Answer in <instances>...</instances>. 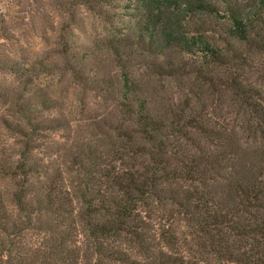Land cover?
Masks as SVG:
<instances>
[{"label": "trees", "instance_id": "16d2710c", "mask_svg": "<svg viewBox=\"0 0 264 264\" xmlns=\"http://www.w3.org/2000/svg\"><path fill=\"white\" fill-rule=\"evenodd\" d=\"M119 1L141 17L103 47L116 69L61 37L42 69L0 53V264H264V0L56 7ZM9 22L0 7L3 41ZM40 74L101 103L88 138Z\"/></svg>", "mask_w": 264, "mask_h": 264}, {"label": "rangeland", "instance_id": "374dc122", "mask_svg": "<svg viewBox=\"0 0 264 264\" xmlns=\"http://www.w3.org/2000/svg\"><path fill=\"white\" fill-rule=\"evenodd\" d=\"M56 1L0 0V7L10 17L11 30L9 41L0 39V53L9 54L14 58L17 57L18 61L25 58L27 63H34L35 69H42L41 64L44 65L48 61L45 57L49 58L52 52L56 51L55 43L61 37L65 39V42L70 43L72 51H80V49L92 51L94 49L96 61L100 62L103 69H116L114 63L110 64L108 62L109 58H107L103 47L109 39L118 41V39L134 32L141 17L140 13H136L130 3L119 1L103 7L102 15H106L107 18L97 16L96 12L85 7L76 6L73 20L64 10L56 7ZM203 20L210 29H218V26L226 25V19L214 20L213 17H207ZM212 34L216 36L215 33ZM93 67L95 68V65ZM39 82L42 85L48 84L54 91H59L61 97L71 103L66 106V110H70L73 119V127H71L73 136L71 135V137L77 139L88 138V133L82 131H84L86 119L89 117L94 118V114L89 111L90 107L94 108L95 114H102L99 110L102 108L101 103L92 95H85L82 98L84 103L88 104L85 105L86 108L82 107L84 103L80 101L78 93L67 87L65 79L60 76L53 79V77L40 74ZM261 89L264 88L261 87ZM94 103L96 104L94 105ZM83 108L84 113L79 115L78 113ZM65 136V132L45 135L43 138L44 144L41 147L44 151L36 152L37 159L49 160L48 151L51 149L54 153L60 145L65 143L63 138ZM11 143L12 136L0 132V147L4 149L6 154L10 153L8 150ZM179 228L182 229L180 225ZM27 238L33 240L34 236L28 235Z\"/></svg>", "mask_w": 264, "mask_h": 264}]
</instances>
